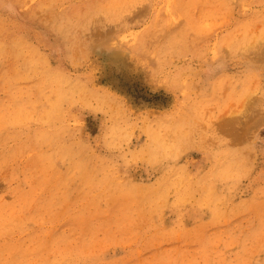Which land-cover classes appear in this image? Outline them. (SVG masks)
I'll use <instances>...</instances> for the list:
<instances>
[{
	"label": "rangeland",
	"instance_id": "obj_1",
	"mask_svg": "<svg viewBox=\"0 0 264 264\" xmlns=\"http://www.w3.org/2000/svg\"><path fill=\"white\" fill-rule=\"evenodd\" d=\"M0 264H264V0H0Z\"/></svg>",
	"mask_w": 264,
	"mask_h": 264
}]
</instances>
